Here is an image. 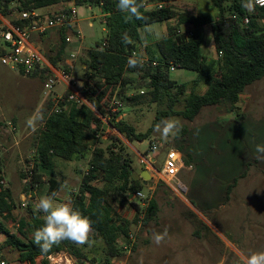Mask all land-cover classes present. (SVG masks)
Returning <instances> with one entry per match:
<instances>
[{"label": "trees", "instance_id": "1", "mask_svg": "<svg viewBox=\"0 0 264 264\" xmlns=\"http://www.w3.org/2000/svg\"><path fill=\"white\" fill-rule=\"evenodd\" d=\"M175 0H138L144 7L140 9L143 19L132 18L125 21L127 14L118 10V0H0V14L11 16L13 13L31 12L58 4H65L63 11L68 13V4L99 7L106 25L107 37L85 50L80 57L81 74L73 80L78 90L90 105L78 104L68 100L69 91L63 94V101L54 111L55 103L48 99L41 107L43 127L34 136V167L31 180L26 183V191L36 190L43 183L40 169L53 171L56 158L72 161L90 156L88 171L84 175L79 190L70 196L71 206L92 221L91 240L99 238L104 242V263L90 258L84 253L83 246L64 240L44 253L33 242V232L43 226V213L31 212V220L20 219L17 232L9 230L6 222L15 220L14 202L8 188H4V164L0 158V234L6 236L5 247L18 251L15 264H25L42 257L41 264H49L48 257L66 252L75 259L76 264H110L112 259L125 255L123 243L129 238L139 215L144 213V226L155 221L160 206L152 196L145 208L132 203L135 211L133 219L124 218L117 211L116 204L128 202V196L144 192L148 188L140 175H135L133 153L119 136H112L108 142L102 140L106 128L111 126L131 143L143 142L150 138L154 127L163 119L181 117L193 121L204 107L229 103L235 109L246 87L264 78V6H256L250 13L242 7L244 0H211L216 14L202 12L198 15L182 13L174 8ZM164 2L163 8L147 9L145 3ZM41 16L38 21L44 20ZM248 23H245V20ZM177 20L178 25L192 26V35L178 34V27L168 26L167 36L155 43L162 60L147 59L143 67L130 68L128 59L137 52L142 44L141 29L156 23H169ZM14 23L30 28L35 20L15 19ZM211 28L215 55L208 58L203 52L201 29ZM74 31L71 26L59 30L58 46L46 53L48 61L56 67L70 69L65 64L68 43L66 34ZM127 33L132 43L124 44L122 36ZM48 33L42 35L46 36ZM1 53V51H0ZM141 61V60H140ZM193 71L196 78L193 89L186 96L187 84L174 81L170 68ZM45 70L35 71L29 76L41 75L45 80ZM22 73V72H21ZM201 83L207 86L203 94L196 93ZM140 91H142L140 93ZM133 92L132 95H129ZM116 97L120 106L112 114V102ZM183 103V109L177 107ZM156 104L158 110L151 127L138 133L124 119H117L122 107ZM111 115V116H110ZM107 120V123L104 120ZM15 123V121H13ZM185 129L181 131L183 133ZM180 133V134H181ZM182 154L181 147H176ZM184 156V155H183ZM185 159V158H184ZM27 162H29L27 160ZM186 163L188 161L185 160ZM244 171L227 187V198L236 186ZM26 172L21 173L24 180ZM49 195H57L63 181L49 179ZM56 195V197H57ZM55 197V198H56ZM194 215V214H192ZM137 245L133 246L135 252ZM1 251V248H0Z\"/></svg>", "mask_w": 264, "mask_h": 264}, {"label": "rangeland", "instance_id": "2", "mask_svg": "<svg viewBox=\"0 0 264 264\" xmlns=\"http://www.w3.org/2000/svg\"><path fill=\"white\" fill-rule=\"evenodd\" d=\"M171 3L176 10L186 14H216L211 0H175ZM68 7L76 8L78 29L84 38L81 47L78 45V50H75L77 58L71 73L73 81L82 72L81 55L95 43L103 42L107 30L99 7L77 6L74 3L68 4ZM89 23H92L91 27ZM170 25L182 32L193 31L192 26L178 25L177 20L143 27L142 44L138 51L141 57L156 62L162 60L155 43L167 36ZM201 31L204 55L213 58L216 55L211 28L205 26ZM66 36H72L74 43L78 44L74 33L68 31ZM34 38L45 54L58 46L46 36L41 38L35 35ZM57 38L59 42V34ZM69 54L70 51L66 53V59ZM170 77L179 84H187V96L193 89L192 81L196 73L175 68L170 72ZM44 82L41 75L26 76L0 65V122L11 121L13 124L8 132L0 134L3 186L10 190L15 205V220H9L6 225L13 233L17 232V220L23 218L30 221L34 204L42 196L49 195V177L67 184V188L63 186L58 195L63 203L71 204V194L79 190L88 171L90 156L85 159L74 158L72 161L56 158L53 171L40 169L44 182L40 188L26 191L21 173L30 172L34 167V136L43 127L41 107L48 100ZM206 90L207 86L201 83L196 93L201 95ZM65 91L64 84L56 85L55 93L63 95ZM177 109L182 110L183 103ZM157 110L156 104L122 107L117 119H124L138 133H144L154 122ZM171 119L178 121L182 130H185L180 132L178 138H169L167 141L154 131L143 142L131 143L109 125L102 136L105 142L112 136H119L128 146L133 153L136 176L141 177L142 171L146 169L140 161V155L148 153L155 159L153 166L157 171L162 168L166 153L176 147L183 149L184 162L188 161L177 176L186 188L183 192L172 189L165 182L163 184L157 175L151 177L148 188L142 193L148 200L156 194L161 206L158 217L143 229L141 224L133 226L132 233L139 237L136 251L133 248L125 251L124 256L112 259L110 264H246L247 257L252 253L264 252V159H257L259 154L255 151L256 145H264V78L246 87L235 109H231L229 103H224L204 107L193 121L181 117ZM29 120L35 130L29 127ZM104 121L107 123L106 119ZM153 143L158 146L156 151L150 150ZM244 171L245 176L238 179L227 198L228 185ZM142 201V198L128 197V202L116 204L117 211L124 218H133L135 212L131 204L141 207ZM165 228L168 237L156 245L153 243V233L163 232ZM5 240L6 236L0 234V256L10 264H15L19 253L5 247ZM93 240L95 243L91 247H84V253L104 263V242L99 238ZM52 264L76 262L68 253L62 252L55 256Z\"/></svg>", "mask_w": 264, "mask_h": 264}, {"label": "built area", "instance_id": "3", "mask_svg": "<svg viewBox=\"0 0 264 264\" xmlns=\"http://www.w3.org/2000/svg\"><path fill=\"white\" fill-rule=\"evenodd\" d=\"M165 5L164 2L156 3H145L147 9L151 8H163ZM256 6L263 7L264 0L262 3L257 4ZM42 15L38 13V10L31 12H22V13H13L11 16H3L0 14V65L8 67L13 70L22 72V74L29 76L35 71L45 70V82L44 90L46 94V99H51L55 103L54 111L59 112L60 108L57 104L63 101V95H58L55 93V87L57 84L62 83L66 86V90L69 91L68 100L76 102L78 104L84 103L90 105L83 94L78 90L74 81H72L71 73L75 67V60L77 54L75 52H70L69 57L65 59V64L70 69V72L66 71L63 67H56L51 64L46 54L40 48V46L34 41V36H42L46 34L53 28H62L65 26H71L72 31L75 37L78 39V42L81 44L83 41V35L78 29V18L76 8H70L68 13L61 10L60 12L53 13L51 16L45 18L42 21H38ZM15 19L20 20H35V23L30 28L20 26L14 23ZM245 23H248V20H245ZM178 34H185L186 37L192 35V31L182 32L181 30L177 31ZM74 38L72 36L66 37V42L68 44L72 43ZM134 57H138L137 52L133 53ZM141 62L147 61V59L141 57L139 58ZM171 71L175 70L174 66H171ZM120 102L114 97L112 102L113 113H116L119 109ZM13 128L11 121L0 122V134L3 135L4 132H8V129ZM0 147H2L0 141ZM151 151H156L158 149L157 144L150 145ZM140 161L146 166V169L149 171L151 177H156L160 181L165 182L168 186L176 191L183 192L184 185L177 179L178 174L183 170L186 165L182 153L177 149H170L166 153L165 160L163 162L162 168L157 171L153 164L155 159L147 153L146 155H140ZM28 177L23 181L27 183L30 180L32 172H26ZM4 184V180L1 181ZM135 198H142L141 207L145 208L148 205V200L142 192L133 194ZM144 218V213L139 215L138 224H141ZM135 244V235L133 233L129 234V238L126 239V242L123 243L124 249L131 250ZM61 253L51 255L48 257L49 264H52L55 256H59ZM41 260V262H39ZM43 258L38 257L35 259L34 264H41ZM0 264H10L8 261L4 260L0 256ZM28 264H32L28 262Z\"/></svg>", "mask_w": 264, "mask_h": 264}, {"label": "clouds", "instance_id": "4", "mask_svg": "<svg viewBox=\"0 0 264 264\" xmlns=\"http://www.w3.org/2000/svg\"><path fill=\"white\" fill-rule=\"evenodd\" d=\"M262 3V0H244L242 7L248 12L255 11L256 5ZM144 7L138 0H118L117 8L120 12L127 14L125 21L135 18L143 19L140 9ZM124 44L132 43L127 33L122 36ZM130 68L143 67L140 60L130 57L127 61ZM29 127H33L32 121H28ZM33 130L35 128L33 127ZM154 131L161 135V138L167 141L169 138H178L182 131L180 123L174 119L167 118L161 120L154 127ZM257 159H264V145H256ZM67 188V184L64 185ZM56 193L42 196L34 204V213H43L44 224L34 230L33 242L40 248L41 252H48L54 245L68 240L77 246L88 245L91 247L95 241L90 239L93 231L92 221L84 216L79 209H75L70 203H60L55 199ZM168 237L167 228L163 232L153 233V243L160 245ZM142 264V262H141ZM246 264H264V252H254L246 259Z\"/></svg>", "mask_w": 264, "mask_h": 264}, {"label": "crops", "instance_id": "5", "mask_svg": "<svg viewBox=\"0 0 264 264\" xmlns=\"http://www.w3.org/2000/svg\"><path fill=\"white\" fill-rule=\"evenodd\" d=\"M66 5L65 4H63V3H61V4H58V5H54V6H51V7H47V8H43V9H40V10H38V13L40 14V15H42V16H44L45 18H47V17H49V16H51L53 13H56V12H60L61 10H63L64 9V7H65ZM89 26L91 27L92 26V23H89ZM59 30H60V28H58V27H56V28H53V29H51L50 31H48L47 33H48V35H46V38L49 40V41H51L53 44H57L58 43V38H57V34H59ZM71 32H72V30H71ZM41 38H44L45 36H40ZM34 38V37H33ZM34 41L36 42V39L34 38ZM78 45H79V47H81V45H82V43L80 44L79 42H78V44H76V43H74V40H73V42L72 43H70V44H68V46H67V52L68 51H70V52H75L76 54H77V52L75 51L76 49L78 50ZM66 52V53H67ZM146 59V58H145ZM184 158V157H183ZM49 179H53V177H49ZM54 179H56V178H54ZM45 181V180H44ZM58 181H61V180H58ZM44 183V182H43ZM163 184H165L164 182H162ZM64 184V183H63ZM48 186H49V183H48ZM64 186V185H63ZM63 188V187H62ZM185 188V187H184ZM186 189V188H185ZM151 190H155V188H151ZM61 191V190H60ZM49 192V191H48ZM155 192H157V191H155ZM60 193V192H59ZM58 193V194H59ZM49 194V193H48ZM132 196H133V194H132ZM131 195H129L128 197H132ZM153 196H155V198L157 199V197H156V194L155 195H153ZM56 200H57V202H62L63 203V201L61 200V199H59V195H57V197L55 198ZM157 201H158V199H157ZM158 203H159V201H158ZM159 206H160V203H159ZM160 209H161V206H160ZM135 212V211H134ZM135 216V215H134ZM134 218V217H133ZM131 216L130 217H128V219H133ZM156 221V220H155ZM151 223H154V221L153 222H151ZM151 223H149V224H147V225H145L144 226V223H143V221L141 222V228L143 229V228H145L146 226H148V225H150ZM139 224L138 223H136V224H134V227H136V226H138ZM131 233H132V231H131ZM138 239H139V237H138V235H136L135 236V244L137 245L138 244ZM134 244V245H135ZM25 264H28V262H26Z\"/></svg>", "mask_w": 264, "mask_h": 264}, {"label": "water", "instance_id": "6", "mask_svg": "<svg viewBox=\"0 0 264 264\" xmlns=\"http://www.w3.org/2000/svg\"><path fill=\"white\" fill-rule=\"evenodd\" d=\"M141 177L143 178L145 184L148 183V181L151 179V175L147 169H144L141 173ZM132 196V194H131Z\"/></svg>", "mask_w": 264, "mask_h": 264}]
</instances>
